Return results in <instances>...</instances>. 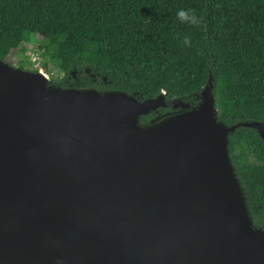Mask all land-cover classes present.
Segmentation results:
<instances>
[{
  "label": "water",
  "instance_id": "obj_1",
  "mask_svg": "<svg viewBox=\"0 0 264 264\" xmlns=\"http://www.w3.org/2000/svg\"><path fill=\"white\" fill-rule=\"evenodd\" d=\"M172 103L176 112L141 117ZM212 77L194 108L0 58V264H264Z\"/></svg>",
  "mask_w": 264,
  "mask_h": 264
},
{
  "label": "trees",
  "instance_id": "obj_2",
  "mask_svg": "<svg viewBox=\"0 0 264 264\" xmlns=\"http://www.w3.org/2000/svg\"><path fill=\"white\" fill-rule=\"evenodd\" d=\"M180 9L202 23H181ZM34 49L46 71L55 64L63 73L51 78L62 86L143 98L165 91L194 108L212 77L220 120L264 121V0H0V58L23 67L20 56ZM178 110L170 103L157 113ZM229 147L243 183L258 190L251 199L264 203L258 132L237 128Z\"/></svg>",
  "mask_w": 264,
  "mask_h": 264
},
{
  "label": "flooded vegetation",
  "instance_id": "obj_3",
  "mask_svg": "<svg viewBox=\"0 0 264 264\" xmlns=\"http://www.w3.org/2000/svg\"><path fill=\"white\" fill-rule=\"evenodd\" d=\"M156 113H157V112H156ZM157 115H158V113L156 114V116H157ZM153 117H155V116H153ZM153 117H152V118H153ZM152 118H151V119H152ZM151 119H150V120H151ZM253 129H254V128H253ZM255 130H256V129H255ZM256 131H257V130H256ZM257 132H258V131H257ZM258 134H259V133H258ZM230 136H231V135H230ZM259 136H260V135H259ZM260 138H261V137H260ZM261 140H262V138H261ZM262 142H263V140H262ZM263 145H264V142H263ZM229 151H230V147H229ZM230 157H231V154H230ZM231 161H232L233 165L235 166L232 157H231ZM235 171H236L237 176H238V178H239V180H240V182H241V184H242V187H243V194H244V196H245V198H246L247 207H248V210H249V212H250V215L252 216V219H253L254 225H255L256 227H262V228H264V203H260V204L256 205V202L253 201V200L251 199L252 196H254L255 194L258 193L257 188H256V187H252V190H253V191H251V188H249L246 184H244L243 181H242V179H241V177L238 175V171H237L236 166H235ZM259 188H260V187H259ZM263 189H264V187H263ZM260 193H264L263 190H262V192H260ZM252 194H253V195H252ZM257 207H258V209H260L259 212H258Z\"/></svg>",
  "mask_w": 264,
  "mask_h": 264
},
{
  "label": "rangeland",
  "instance_id": "obj_4",
  "mask_svg": "<svg viewBox=\"0 0 264 264\" xmlns=\"http://www.w3.org/2000/svg\"><path fill=\"white\" fill-rule=\"evenodd\" d=\"M19 60L23 62V67L24 69L27 70H35V71H45L50 79H58L60 76H63V73L57 68V66L54 64L50 65V70L46 71L43 67V57L36 49L32 50L26 55H21ZM14 66L20 67L21 65L19 63L15 64ZM75 75V72H72ZM52 82V81H51ZM53 84H59V83H54Z\"/></svg>",
  "mask_w": 264,
  "mask_h": 264
},
{
  "label": "clouds",
  "instance_id": "obj_5",
  "mask_svg": "<svg viewBox=\"0 0 264 264\" xmlns=\"http://www.w3.org/2000/svg\"><path fill=\"white\" fill-rule=\"evenodd\" d=\"M177 19L181 22V23H187L190 24L192 26H199L202 23V17L197 16L195 13V10L189 9V10H184V9H180L177 12ZM183 43L185 45H190L191 44V38L190 37H185L183 40Z\"/></svg>",
  "mask_w": 264,
  "mask_h": 264
}]
</instances>
